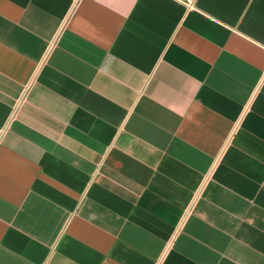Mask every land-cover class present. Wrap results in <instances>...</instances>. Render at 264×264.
I'll return each instance as SVG.
<instances>
[{
	"label": "crops",
	"instance_id": "1",
	"mask_svg": "<svg viewBox=\"0 0 264 264\" xmlns=\"http://www.w3.org/2000/svg\"><path fill=\"white\" fill-rule=\"evenodd\" d=\"M0 264H264V0H0Z\"/></svg>",
	"mask_w": 264,
	"mask_h": 264
},
{
	"label": "built area",
	"instance_id": "2",
	"mask_svg": "<svg viewBox=\"0 0 264 264\" xmlns=\"http://www.w3.org/2000/svg\"><path fill=\"white\" fill-rule=\"evenodd\" d=\"M183 2H184L185 4H187L188 6L194 4V0H183Z\"/></svg>",
	"mask_w": 264,
	"mask_h": 264
}]
</instances>
